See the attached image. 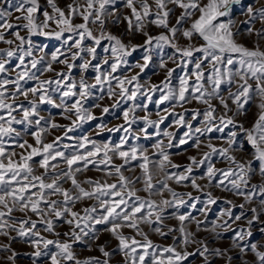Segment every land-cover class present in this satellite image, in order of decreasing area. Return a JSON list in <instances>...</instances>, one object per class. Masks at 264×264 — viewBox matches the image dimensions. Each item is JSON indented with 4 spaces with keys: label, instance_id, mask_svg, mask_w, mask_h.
I'll use <instances>...</instances> for the list:
<instances>
[{
    "label": "snow or ice",
    "instance_id": "obj_1",
    "mask_svg": "<svg viewBox=\"0 0 264 264\" xmlns=\"http://www.w3.org/2000/svg\"><path fill=\"white\" fill-rule=\"evenodd\" d=\"M240 3L69 0L61 7L58 0H46V6L40 0H0V44L7 46L0 48V236L9 240L0 245V252L10 253L8 261L15 264L18 253L11 244L20 240L33 249L31 264H40L41 260L45 264H111L116 253L122 255L124 264H186L190 257L201 258V264H215L218 258L233 264V249L238 250L241 264H249L244 259L248 253L256 258L253 264H264V244L248 239L254 224L264 215V182L251 183L257 172L264 178V49L260 47L264 41V2L254 0L246 6L242 29L236 27L233 18L234 8ZM258 22L259 28L255 26ZM120 25H124L121 34L110 30V26ZM150 26L163 31L153 36L148 31ZM137 34L145 37L143 44H133L131 39L125 42V36ZM242 35L254 37L252 47L238 40ZM35 36L59 40L60 46L49 55L45 47L34 45ZM180 38L188 43L181 45ZM103 42L107 45L102 47ZM166 46L173 49L168 60L183 72L178 85L172 84L176 68H167L165 59L159 63L165 70L164 80L160 84L141 83V75L152 61V50ZM101 47L103 55L98 51ZM141 49L143 63L130 64L128 58ZM37 52L42 54L37 56ZM54 65L64 67L57 70ZM124 68L139 71L125 75L121 73ZM90 71L91 82L87 75ZM46 73L53 76L41 79ZM155 93H159L154 101L157 109L166 103L168 107L163 115L157 111L158 119L153 120L148 105L153 103ZM105 98L112 103L102 106ZM254 98L260 100V113L252 126L245 128L237 117L247 112L246 105ZM192 101L205 105L202 112L193 109L191 114L192 120L202 118L201 127L193 128L185 119L188 109L175 112ZM213 101H218V106ZM42 106L57 110L56 115L70 123H57L51 111L42 115ZM218 107L222 109L219 115ZM96 108L101 110L100 117L94 115ZM116 110L120 112L117 119L123 123L107 129L101 123L98 129L122 132L118 142H98L85 134L73 144L62 143L74 139L69 133ZM138 110L145 114L138 116ZM230 112L232 115H228ZM169 115L176 117V126L187 129L176 143L173 132L160 130ZM138 122L143 126L134 129ZM149 128L156 130L157 137L167 138V144L157 139L152 155L139 143L129 144L130 139L139 141L141 135L151 138ZM56 129H61L62 135L46 142ZM225 129H229L226 139H221H225L226 147L209 141L203 144L207 151L199 159L189 156L190 163L184 166L172 161L168 149L191 141V146L199 150L201 136L213 131L224 133ZM240 134L253 149L251 159L234 154L240 151ZM213 157L222 158L227 167L218 168ZM255 162H259L258 168ZM137 168L140 175H125ZM201 168L202 173L196 176L195 170ZM92 170L101 172L104 179H78ZM170 181L190 185L198 192L219 188L242 197L245 203L259 197V206L249 210V218L244 204L238 206L240 213L234 214L237 205L226 200L229 207L222 209L209 227L208 206L217 203L212 192H204L207 198L198 209L205 218L201 220L192 212H181L182 208L197 209L200 197L176 191ZM165 192L170 198H165ZM85 201L93 203L75 210ZM172 219L177 221L175 225L165 223ZM242 220H246V226L233 227ZM193 223L196 232L189 230ZM62 225L68 226L63 233L57 231ZM125 229L134 235L125 234ZM101 230L111 235L116 247L109 250L107 243L98 244L100 257L80 258L75 245L85 244L91 251ZM200 231L212 233L217 240L231 232L230 248L212 247L207 240L197 239ZM260 231L264 233V227ZM149 232L160 237L171 235L173 242L155 243ZM192 245L195 247L189 251Z\"/></svg>",
    "mask_w": 264,
    "mask_h": 264
},
{
    "label": "rangeland",
    "instance_id": "obj_2",
    "mask_svg": "<svg viewBox=\"0 0 264 264\" xmlns=\"http://www.w3.org/2000/svg\"><path fill=\"white\" fill-rule=\"evenodd\" d=\"M41 5L42 6H46V0H40ZM69 0H58V4L61 7H64V5L66 3H68ZM254 2V0H241V3L237 6H235L234 11H233V18L236 20V27L237 28H241L242 29V25H241V21H243L244 19H246L245 15H244V11L246 6L252 4ZM261 2H264V0H261ZM122 11H127L122 9ZM177 14H179V10H177ZM13 22H15V16H13ZM174 19L173 18V23H174ZM75 22L79 23V20H76ZM257 28H259L261 25L259 24V22L255 25ZM110 30L112 32H114L115 34L119 35L123 32L124 30V25H120L118 27H111L110 26ZM148 31L151 35L156 36L158 34H160V32L163 31V29H159L156 28L154 26H150L148 28ZM22 35H25L24 32L21 33ZM33 39V43L36 46H43L46 49V53L50 55V53L52 51H54L57 47L60 46V41L56 40V39H50V38H46V37H42V36H35L32 37ZM125 42H128L129 39H131V42L133 44H143L144 43V39L145 37L141 34H137L135 37H129V36H125L124 37ZM238 40L241 43L246 44L248 47H252L253 46V38H247L245 36H239ZM181 45H185L188 42L185 41L183 38H180L178 41ZM194 43H199L198 40H194ZM107 42H103L102 43V47L106 46ZM3 47H7L6 45L0 44V48ZM102 47L101 49H98V51L100 52L101 55H103L102 52ZM260 47L262 49H264V41L260 42ZM173 53V49L170 47H164L163 49H153L152 50V61L149 65V67L145 70V72L141 75V83H145V82H149L151 84H160L162 80H164L165 78V70L164 69H160L159 68V63L161 61V59H165L167 60V68H176V71L173 74V79H172V84L178 85V80L179 77L183 74V72L181 71L180 68H177L176 65L171 61L168 60V57L171 56ZM37 56L41 55L42 53H35ZM142 55H143V49L138 50L136 52H134L132 54V56H130L129 59V63L130 64H134L136 62H140L143 63L142 60ZM54 67L57 70H60L61 68H63V65H54ZM191 67V66H190ZM139 69H128V68H124L121 70L122 74L125 75H131V74H135L136 72H138ZM118 73V74H121ZM74 75L79 78V71L75 70L74 71ZM88 77L90 79L91 82V77L93 75V73L90 71L88 74ZM14 76V73H13ZM53 76V73H46L44 76L41 77V79H47V78H51ZM28 86H31V82L29 83ZM159 98V93H155L153 95V103H150L148 105V111L151 113V118L153 120L158 119V116L156 115L157 111H160L161 114L163 115V109L165 107H168V104H164L160 106V109H157L154 101L156 99ZM143 102V101H142ZM112 103V101H109L107 98H105L101 104L102 106L105 105H110ZM260 103V100L258 98H254L252 102H250L248 105H246L247 107V112L244 115H241L239 117H237L238 122L243 123L245 128H250L252 126V124L254 123L255 119L257 118V116L260 113V109L258 107ZM213 104L218 106V101H213ZM230 107L233 108V110H235L234 105H231V102H229ZM205 105L197 103L195 101H192L191 103H188L186 105H184V108H180L177 107L175 109V112L177 113H181L184 112L185 109H188V112L185 113V119L190 122L193 125V128L195 127H201V123H200V119L202 118H198L197 120H192L191 119V114H192V110L193 109H199L201 112L204 110ZM49 111L52 112L53 115H55L56 121L59 124L62 125H67L70 122L68 120L62 119L59 115H56L57 110L55 109H50L49 106H42V111L41 114L47 116ZM94 111V115H96L97 117L101 116V110L99 108H96L93 110ZM119 110H116L114 112H112L109 115H105L103 116V119H98V120H94L91 121L87 124H84L81 128L76 129L74 132L69 133V135L71 137H73V140H68L65 139L64 141H62V143L65 144H73L75 142L76 138H79L85 134L90 135L92 139H95L98 142H105V141H113V142H118L119 138L121 135H123L122 132H117V133H110L107 130L104 131H99L98 129V125L103 123L107 128H111V126H114L115 124H121L123 123L122 119H117V117L119 116ZM222 111V109H220L218 107V111H217V115L220 114V112ZM145 113L143 111H139L137 112L138 116H143ZM228 115H232V113H228ZM176 117L175 116H171L169 115L167 117V119L164 121L163 124H161L160 126V130L161 132L163 131H170L173 132L176 139L173 141V143H176L178 141V139L183 136L184 132L187 131V129L185 127H179L176 126L174 121H175ZM143 124L142 122H138L137 124L133 125L134 129H139L140 127H142ZM19 127V126H17ZM231 127V126H229ZM149 133H151V138L149 139H145L143 137V135H141V139L139 141H133V140H129V144L132 143H139L145 147H147L149 149V155H152L153 149H152V145L157 141V139H163L165 144H167V138L163 137L162 135L157 137L155 135V129L154 128H149L148 129ZM229 131V129H225L224 133H219L216 131H213L212 133L207 134L206 136H201L200 139L202 141V146L201 149L197 150L196 148L191 146V141L189 142V144L186 145H182L180 147H173L171 149H168V151L171 154V159L174 163L184 166L187 165L188 163H190V161L188 160L189 156H196L197 159H199L204 151H207L206 148L203 147V144L208 143L209 141H211L212 144H214L217 147H226L227 144L225 143V139H226V135L227 132ZM58 135H62V130L61 129H56L53 130L52 133L50 135L47 136V141L46 142H51L55 136ZM221 137H224L225 139H221ZM27 139L29 140L30 143H32V139L31 137H27ZM238 144L240 147V151L237 153H234L237 155L238 158H245V159H251V154H252V147L250 144L247 143L245 137L243 134H240L238 136ZM17 152L21 151L20 149H16ZM69 151H71V149H69ZM154 159L157 157H153ZM38 159V158H37ZM213 162L216 164V166L218 168H225L227 167V163L225 161L222 160V158L220 157H213ZM116 163L119 164L120 161L116 160ZM259 166V162H255L254 163V167L258 168ZM203 171V168L201 169H196L194 174L196 176H199ZM39 174V172L37 173ZM125 175L128 176H132V175H140V170L137 168L135 170V172H125ZM86 177H91L94 179H104L103 174L101 172H97V171H87L85 173H83L82 175L78 176V179L80 180H84ZM115 178H111L109 179V182H112ZM264 182V178H261L259 173L257 172L251 179V183L252 184H260ZM198 183H200L201 185L206 184V181H198ZM170 186L173 187L176 191L181 192V193H187V192H191L193 196H199L200 197V203H197V209H191V208H182L181 212H192V214L194 216H196L198 219H205L204 216L201 215V213L198 211L199 208L203 207V201L206 200V196L204 194V192L207 191H211L213 196L217 198V203L215 205H209V211L207 213V218H206V223L209 224V227L211 226V222L217 219V216L219 214V212L224 209L229 207V205H227L225 203L226 200H231L233 202V204L237 205V207H235L233 209L234 214H239L241 209L238 207L240 204H244V211L247 214V217H251V212L249 211L251 208L257 207L259 206V197H257L255 200H253L251 203H245V201L243 200L242 197H238L235 196L234 194H232L231 192H226V191H222L219 188H205L204 192H198L194 189L191 188V186L189 185L188 187H184L181 185H176L173 182H169ZM70 185L66 184L65 187H69ZM137 187L139 188L140 185H137ZM139 195L141 196H145L146 193L144 192H140ZM165 198H170L169 194L167 192L164 193ZM154 199H160V197H154ZM187 199V197H186ZM91 203H93L92 201H85L82 204H77L76 209L75 210H79L80 208H83L86 205H90ZM171 211V210H169ZM15 215L20 216V213H16ZM33 219H35V217H33ZM264 215L261 216L260 221L256 222L253 226V235L252 237L248 238L252 243H258V244H264V233H262L260 231V229L262 227H264ZM166 224L169 225H175L177 223V221H175L174 219L172 220H166L165 221ZM237 226H246V220H242L237 222L236 225H233V227H237ZM103 226H98V228L102 229ZM68 230V226L67 225H62L61 227L57 228V231L63 233L65 231ZM146 232H148V228L145 227L144 229ZM189 230L196 232V227L195 224H191L189 225ZM99 234V240L96 241L95 243L92 244V250L89 251L88 248L85 246V244H77L75 245V250L78 254V256L80 258H86L89 256H97L100 257L101 253L98 251L97 249V245L98 244H105L107 243L108 249L111 250L113 248L116 247L117 242L111 237V235L109 233L103 232L102 230L98 233ZM125 234L127 235H134V233H132L130 230L125 229ZM12 235H15V233H12ZM48 236V238H54L49 234H45ZM197 239H205L210 243V246L212 247H221V248H230L231 246V235H228V237L225 235L223 236L221 239H219L217 241V239L214 241L215 237L212 233H209V237L207 238V232L205 231H200L197 234ZM149 236L150 238L158 244H162V245H170L173 240H172V236L169 235L168 237H160L154 233L149 232ZM63 239V237H61ZM137 239H139V237H137ZM9 240L7 237H3L0 236V245H4V244H8ZM12 248L18 253L17 258L15 260V264H31V256L30 254L33 252V249L28 245L23 243L20 240H17L15 242H12L11 244ZM195 245H192L189 247V251H192L194 249ZM262 251H264V247L261 248ZM10 255V253L8 252H0V264H12V262L7 260V256ZM231 255L233 256V264H241V261L239 259V252L236 249H233L231 251ZM102 258V257H101ZM244 259L249 261V264H253V262H255L256 258L254 256V254L252 253H248L247 256L244 257ZM40 264H45L44 260L40 261ZM111 264H124V260L123 257L120 253H116L113 257H112V261ZM186 264H201V258L199 257H190L189 258V262H186ZM215 264H226V261L223 259H216Z\"/></svg>",
    "mask_w": 264,
    "mask_h": 264
},
{
    "label": "crops",
    "instance_id": "obj_3",
    "mask_svg": "<svg viewBox=\"0 0 264 264\" xmlns=\"http://www.w3.org/2000/svg\"><path fill=\"white\" fill-rule=\"evenodd\" d=\"M118 112H119V111H118ZM119 113H120V112H119ZM114 126H116V124H115ZM114 126H111V128L114 127ZM207 225L209 226V224H207ZM202 232H203V231H202ZM209 233H210V232H207V238L209 237ZM231 234H232L231 232H228V233H225L223 236L226 235V236L228 237V235H231ZM215 240H216V239H214V241H215ZM217 241H218V240H217Z\"/></svg>",
    "mask_w": 264,
    "mask_h": 264
}]
</instances>
